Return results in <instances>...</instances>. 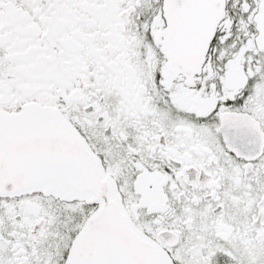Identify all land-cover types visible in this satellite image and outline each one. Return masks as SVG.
<instances>
[{"label":"snow or ice","instance_id":"1","mask_svg":"<svg viewBox=\"0 0 264 264\" xmlns=\"http://www.w3.org/2000/svg\"><path fill=\"white\" fill-rule=\"evenodd\" d=\"M0 264H264V0H0Z\"/></svg>","mask_w":264,"mask_h":264}]
</instances>
